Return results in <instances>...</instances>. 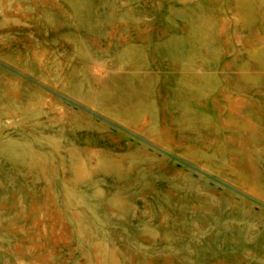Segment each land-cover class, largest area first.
<instances>
[{"label": "rangeland", "instance_id": "rangeland-1", "mask_svg": "<svg viewBox=\"0 0 264 264\" xmlns=\"http://www.w3.org/2000/svg\"><path fill=\"white\" fill-rule=\"evenodd\" d=\"M0 264H264V0H0Z\"/></svg>", "mask_w": 264, "mask_h": 264}]
</instances>
